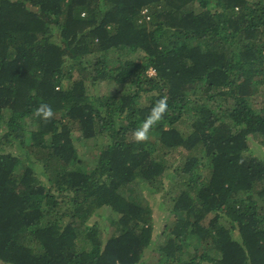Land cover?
Segmentation results:
<instances>
[{
  "label": "trees",
  "instance_id": "trees-1",
  "mask_svg": "<svg viewBox=\"0 0 264 264\" xmlns=\"http://www.w3.org/2000/svg\"><path fill=\"white\" fill-rule=\"evenodd\" d=\"M0 127V264H264V0H0Z\"/></svg>",
  "mask_w": 264,
  "mask_h": 264
},
{
  "label": "rangeland",
  "instance_id": "rangeland-1",
  "mask_svg": "<svg viewBox=\"0 0 264 264\" xmlns=\"http://www.w3.org/2000/svg\"><path fill=\"white\" fill-rule=\"evenodd\" d=\"M144 13V12H143ZM150 74H154L153 70L149 71ZM118 86H114L111 83H101L99 84V87L96 88V90H98L99 94H108V95H114L116 94L117 90H118ZM260 92V91H258ZM252 101V109L253 110H259L262 108V99L260 97V95H255L252 97L251 99ZM143 104V103H142ZM141 104V105H142ZM186 121V118H184L182 120ZM184 121V122H185ZM183 124V123H182ZM181 128L185 129V124L180 126ZM2 127H0V137L2 136ZM78 136L80 137V135H75L74 140L78 139ZM104 142V141H103ZM102 143L101 139H97V140H80V141H76V147L78 148L79 151V155H80V159L84 162V163H89V162H93L95 160V156L97 155V153H99V145ZM252 147L253 149L256 151L255 153L260 155V156H264V144H258V142L252 143ZM182 152V153H181ZM188 151L186 150H176L175 152L171 153V155H169L167 157L168 160V165H179L182 164L184 161V156H187ZM201 156V154L199 155ZM203 161H205V159H203ZM204 168L201 169L200 172L205 173L206 169L203 171ZM176 187V186H175ZM175 187H174V183L169 180V179H164L162 185L158 186V190L154 189L153 193H149L147 192L146 189H144L143 194L145 199L148 201V203L150 204V206L153 209V216L154 219L156 220L157 218L159 219L158 224H157V231L154 236L153 239V244L152 247L154 246V244L156 242H158L161 237H160V232L163 228V225L166 223V220L168 218V204H169V198L170 196H172V192L174 191L175 193ZM172 189V190H171ZM168 193V194H167ZM101 218H96L98 219L101 223L103 220L106 221L107 217H116L115 214L113 212L110 211L109 208H103L101 210ZM102 219V221H101ZM222 220V219H221ZM105 221L103 223H105ZM112 231V228H108V231H104L105 232V236H106V232L109 234ZM151 247V248H152ZM155 248V246L153 247ZM149 250L148 249L145 253V258H148L149 260H153L155 257L152 254H149ZM205 264V263H203Z\"/></svg>",
  "mask_w": 264,
  "mask_h": 264
},
{
  "label": "clouds",
  "instance_id": "clouds-1",
  "mask_svg": "<svg viewBox=\"0 0 264 264\" xmlns=\"http://www.w3.org/2000/svg\"><path fill=\"white\" fill-rule=\"evenodd\" d=\"M167 109V97H163L156 101L143 123L134 130L133 135L137 142L146 141L149 138L150 130L163 119ZM35 114L44 120H48L54 115L52 107L46 103H41L39 107L36 108Z\"/></svg>",
  "mask_w": 264,
  "mask_h": 264
}]
</instances>
